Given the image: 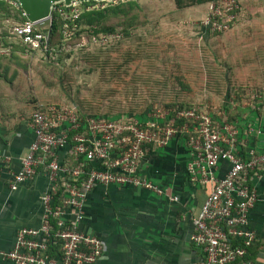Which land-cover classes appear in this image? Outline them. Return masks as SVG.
Returning <instances> with one entry per match:
<instances>
[{
    "label": "built area",
    "instance_id": "2783aa9c",
    "mask_svg": "<svg viewBox=\"0 0 264 264\" xmlns=\"http://www.w3.org/2000/svg\"><path fill=\"white\" fill-rule=\"evenodd\" d=\"M20 7L17 0H6ZM64 20L75 22L91 4L75 1L71 6L58 4ZM54 9V10H55ZM202 27L211 33H226L236 25L239 0H216L209 4ZM44 22L16 23L10 34L35 50L47 46L53 19ZM76 24H64L67 40L76 35ZM102 37V38H101ZM106 43L118 40L119 33L105 34ZM100 38L94 39L98 42ZM11 44L0 39V55L9 54ZM48 48V47H47ZM173 110L150 118H106L87 115L82 118L77 107L39 103L32 113L30 126L35 139L20 169L11 171V157L0 155V175L12 172L11 186L32 180L39 171L49 185L42 197L43 216L39 227H23L15 244L1 255L14 264H95L104 253V241L83 230L85 203L97 186L130 185L166 195L156 183L142 175V162L152 146H167L173 138H187L190 150L188 172L191 180L210 193L197 216L193 218V243L204 258L195 264H255L248 258L256 241L249 214L260 200L256 188L249 184L251 174L264 175V151L255 149L242 156L236 151L238 127L225 118L217 123L210 111L198 106L177 110L176 118H168ZM183 121V122H179ZM71 144L78 165L61 163L59 150ZM221 161L231 163L224 177H218ZM63 188L61 203L59 192ZM178 201V196H169ZM60 242V254L51 246Z\"/></svg>",
    "mask_w": 264,
    "mask_h": 264
},
{
    "label": "crops",
    "instance_id": "0c3cea01",
    "mask_svg": "<svg viewBox=\"0 0 264 264\" xmlns=\"http://www.w3.org/2000/svg\"><path fill=\"white\" fill-rule=\"evenodd\" d=\"M243 27L247 29L244 34L235 32L224 38L227 44L217 52L222 62L218 66L226 74V90L244 88L250 98L241 102L231 99L228 92L222 110H207L217 123L225 118L235 123L239 130L236 151L245 156L251 149L264 151V19L246 20ZM32 88V79L26 74H15L12 81L0 79V155L11 157L14 172L35 139L30 120L40 101L33 98ZM72 155L71 145L59 150L61 163H68ZM189 161L187 138L177 136L167 146L151 147L142 162V175L166 195L117 184L97 186L90 192L82 227L104 241V253L95 264H195L204 258L191 236L193 218L210 188L191 180ZM230 166L221 161L218 177H224ZM11 180L12 172L4 170L0 175V252L13 248L21 228L41 225L42 197L49 185L41 171L14 187ZM249 184L260 196L249 214L256 233L249 256L255 264H264V175L251 174ZM0 264L14 263L0 253Z\"/></svg>",
    "mask_w": 264,
    "mask_h": 264
},
{
    "label": "rangeland",
    "instance_id": "374dc122",
    "mask_svg": "<svg viewBox=\"0 0 264 264\" xmlns=\"http://www.w3.org/2000/svg\"><path fill=\"white\" fill-rule=\"evenodd\" d=\"M118 1L91 5L102 8ZM136 1L141 8L134 18L108 21L120 31H115L122 36L118 40L104 43L101 36L107 33L85 31L68 42L56 37L50 57L44 48L33 51L24 73L32 79L33 98L75 106L87 115L141 119L162 116L172 104L221 109L228 92L241 102L250 98L244 88L226 90L217 52L225 48L226 36L244 34L246 20L264 19V0H239L238 26L218 34L201 28L207 3L180 8L176 0ZM16 23L21 21L1 14L0 32ZM125 28L129 35L123 33ZM95 37L101 38L95 42Z\"/></svg>",
    "mask_w": 264,
    "mask_h": 264
},
{
    "label": "trees",
    "instance_id": "16d2710c",
    "mask_svg": "<svg viewBox=\"0 0 264 264\" xmlns=\"http://www.w3.org/2000/svg\"><path fill=\"white\" fill-rule=\"evenodd\" d=\"M213 1L216 0H176V3L177 6L180 8H183L185 6H191L193 4H203V3H207V7H208L209 4ZM91 3H95V1L85 2L84 5L87 6ZM140 8H141L140 4L136 0H127V1L120 0L116 4L112 3L106 7L94 8L92 10H85L84 12H82L80 17L75 22H72L63 19V16L59 11V7L57 6V8L53 12L52 35L49 42V46L47 48L46 45H42V49L44 48L47 53V56L50 57V55L53 54V49H54L53 46L55 45L56 37L59 36L61 40H64L65 42L73 40V39L67 40V37H65L64 35L63 28H64V24L67 22L72 28L74 27V24L78 26V28L75 29L76 35L74 36V38L75 37L77 38L85 31L91 32V34L95 36H98L100 33L115 34L116 32H120V31H116L117 28L108 23V21L111 20L110 18L125 19L127 17L129 19H132L136 15L135 12ZM241 11H242V7L240 10L237 11V16ZM1 14L9 16V18L12 17L13 20H19L21 21V23H24L28 20L21 7H16L10 4L6 0H0V15ZM122 31L125 35H129L127 28H125V30L122 29ZM0 39H2L5 44L10 43L12 46L9 54L0 55V79L3 81L5 80L12 81L13 78L15 77V74L22 75L25 72H27L28 61L31 58H33V51L36 50L23 44L20 38L12 36L9 31L0 32ZM168 107H170V109L173 110L172 114L168 118H176L175 112L177 110L189 108L190 106L189 105L185 106L183 104H172L169 105ZM78 111L81 114L82 118H85L87 116V114H83L82 112H80L79 109ZM179 122H183V121H179ZM71 143L72 142H70V145H72ZM81 159L82 157H80L79 159H75V156L72 155L69 158L68 165L70 167L74 165H78L80 163L79 160ZM62 196H63V188H61V191L59 192L58 203H61ZM60 248H61L60 242H58L55 245H52L51 253H53L55 256H58V254H60ZM248 258L252 260V258H250L249 256V253H248Z\"/></svg>",
    "mask_w": 264,
    "mask_h": 264
},
{
    "label": "water",
    "instance_id": "95a60500",
    "mask_svg": "<svg viewBox=\"0 0 264 264\" xmlns=\"http://www.w3.org/2000/svg\"><path fill=\"white\" fill-rule=\"evenodd\" d=\"M20 7L24 11L25 16L32 22H44L48 19H53L55 6L65 4L71 6L75 1L85 3L90 1H114V0H17ZM52 35V29L49 32L47 47Z\"/></svg>",
    "mask_w": 264,
    "mask_h": 264
}]
</instances>
